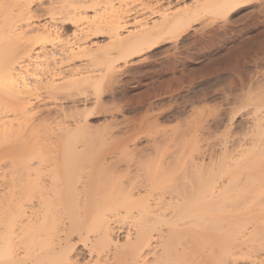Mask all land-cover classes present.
Here are the masks:
<instances>
[{
	"label": "bare ground",
	"instance_id": "1",
	"mask_svg": "<svg viewBox=\"0 0 264 264\" xmlns=\"http://www.w3.org/2000/svg\"><path fill=\"white\" fill-rule=\"evenodd\" d=\"M253 1L0 0V264H264V222L247 233L231 215L264 198V95L232 157L239 143L202 146L200 121L107 151L91 150L88 122L120 61Z\"/></svg>",
	"mask_w": 264,
	"mask_h": 264
},
{
	"label": "rangeland",
	"instance_id": "2",
	"mask_svg": "<svg viewBox=\"0 0 264 264\" xmlns=\"http://www.w3.org/2000/svg\"><path fill=\"white\" fill-rule=\"evenodd\" d=\"M170 39L169 41L168 39L163 40V43L162 40L159 41L160 45L156 44V47L154 45L150 52L147 51L142 54L143 56L140 55V58L138 56L136 59H131L130 63L119 62V69L112 77L113 81L111 80L101 97L103 99L101 102L105 106L101 108L100 104L88 118L89 125H93L92 128L95 129L91 132V134H95H92L93 137H97L100 133L97 138L95 137L97 140L94 138L92 147L90 146L91 150L107 151L122 146L117 142L121 136L127 138L132 148L136 144L139 148L151 150L154 149V146L151 145L154 141L151 140L153 135L155 137L160 133V137L156 135L157 137L154 138L159 137L158 139H160L162 134L166 133L165 131H175L174 127L177 125L178 133H181L179 129H182V133L190 134L188 132L193 125L192 122L195 124L198 121L204 127L208 123L203 132V139L206 141L204 142L202 139V146L207 148L206 150L211 148L210 151L212 149L220 151L221 142L226 144L228 150L229 148L234 150L233 147L236 148L238 145L235 143H239L236 152L232 150L234 155L232 152V154H228L229 157H232L245 150V146L248 148L250 137L245 136L247 139H244V135L252 134L249 135V128L250 123L253 122L251 117L254 118V113H249L252 107L255 108L250 103H259L262 98V101L264 100L262 97L264 95V0H254L246 7L228 15L203 16L186 27L179 35L170 37ZM256 79L263 81L259 87L257 85L260 84V81L257 82ZM253 81L257 82V85ZM252 85L254 88L250 89L253 91L248 88L253 87ZM251 91L253 97H256L254 101L251 100L253 98L250 96ZM241 101L247 104L244 109L241 107ZM57 103L68 108L73 107L72 100ZM52 111L53 115L48 124L57 128V122H55L57 120L54 119L55 106H52ZM247 113L253 115L249 116ZM69 122L73 123V119L70 118ZM111 134L115 135L114 137L117 139H106L111 143L107 142L106 145L104 144L105 146H101L105 143V138H109ZM241 136L243 137L241 138ZM238 138L242 141L241 143L238 142ZM161 139L157 140L160 145ZM246 140H249V143ZM178 144L180 145V143ZM148 146H152V148ZM166 146L168 147V144ZM167 147L164 146L163 149H167ZM254 155H250L248 161L245 159L240 162L239 172L245 173V167L254 158ZM263 164L264 158L260 168L264 167ZM241 167L242 170H240ZM262 168L261 171H264ZM260 198L255 200L253 197L251 200L238 198L237 201H234L235 209L231 208L233 221L238 220L237 222L241 224L244 222L247 225H243L247 227L245 231L247 233L259 229L263 225L264 198ZM235 238L236 246H240L241 242H244L239 239L241 235L237 239ZM203 257H205L204 254ZM239 264L250 263L241 261Z\"/></svg>",
	"mask_w": 264,
	"mask_h": 264
}]
</instances>
